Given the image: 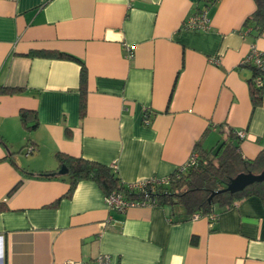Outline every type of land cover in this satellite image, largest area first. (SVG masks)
Masks as SVG:
<instances>
[{"label":"crops","instance_id":"0c3cea01","mask_svg":"<svg viewBox=\"0 0 264 264\" xmlns=\"http://www.w3.org/2000/svg\"><path fill=\"white\" fill-rule=\"evenodd\" d=\"M255 9L254 0H0V88L19 89L0 92V264H94L101 254L109 264H264L258 196L216 208L214 220L157 204L119 212L92 179L67 196L55 156L115 164L132 183L169 177L197 143L210 149L244 130L239 150L256 158L264 99L253 106L244 63L252 46L264 51V33L244 26ZM203 12L206 30L186 25ZM21 110L33 112L27 126Z\"/></svg>","mask_w":264,"mask_h":264},{"label":"trees","instance_id":"16d2710c","mask_svg":"<svg viewBox=\"0 0 264 264\" xmlns=\"http://www.w3.org/2000/svg\"><path fill=\"white\" fill-rule=\"evenodd\" d=\"M213 3L216 0H207ZM256 4L255 11L246 18L245 27H252L255 36L264 33V0H254ZM52 55L60 58H74L71 55L62 52H54ZM253 75L261 72L252 66ZM85 81L86 69L81 65L80 71V89L81 113L85 109ZM251 100L253 106L262 104L264 99V87H257L249 80ZM16 87L0 88V92L12 93L18 91ZM31 111L21 110L20 120L27 126V117ZM35 114V113H34ZM37 123V122H36ZM36 123L32 126L35 127ZM240 137L234 130H229L224 138H221L217 144L210 149H202L200 144H196L197 158L195 163L186 168L176 169L169 175V182L166 184H148L144 191L137 188H130L128 183H123L117 175V170L111 165H106L94 160L84 159L82 157H72L62 153H56L59 166L67 168L66 178L69 181V196L76 184L83 179L94 180L108 195L112 191H117L127 200L144 199V193L149 192L153 198L151 205L162 206H180L187 217H193L196 213L210 216L217 214L216 208L228 209L233 206L236 199L251 195L258 196L264 201V181L254 182L246 186L243 190L230 192L223 190L231 178L241 172L258 173L264 169V151L254 159H246L239 150ZM17 186V185H16ZM15 186V187H16ZM152 189V190H151ZM212 195L213 191H218Z\"/></svg>","mask_w":264,"mask_h":264},{"label":"built area","instance_id":"2783aa9c","mask_svg":"<svg viewBox=\"0 0 264 264\" xmlns=\"http://www.w3.org/2000/svg\"><path fill=\"white\" fill-rule=\"evenodd\" d=\"M186 25L190 28L206 30L209 27V19L207 18L206 13L203 12L200 15H192L191 17H189L188 20L186 21ZM244 63L253 65L261 72L260 74L253 75L252 81L257 87H264V51H260L252 46V49L249 55L245 58ZM234 131L236 135H238V137L240 138H243L245 136L244 130H234ZM32 150L33 147L28 146L25 150L26 155L32 152ZM196 158H197V153H193L189 161L182 168L184 169L187 166L194 164ZM111 166L116 169L115 164H112ZM168 182H169V177L151 178L142 181L128 183V186L130 188H137L144 191L148 184H152V186H154L155 184H166ZM144 196H145L144 199L132 201L125 199L120 192L112 191L105 196V201L110 209L123 212L129 207L149 205L153 201V198L150 196L149 192H145ZM199 216H201V214L196 213L193 216V218H197ZM208 217L211 220H214L216 219L217 214H211ZM109 258H110L109 255L101 254L96 257L94 264H109ZM63 264H82V263L73 260H66Z\"/></svg>","mask_w":264,"mask_h":264},{"label":"water","instance_id":"95a60500","mask_svg":"<svg viewBox=\"0 0 264 264\" xmlns=\"http://www.w3.org/2000/svg\"><path fill=\"white\" fill-rule=\"evenodd\" d=\"M66 172H67V168L65 166H61L60 169L57 171V173L59 174H65ZM261 181H264V169H262L258 173L241 172L238 173L235 177L231 178L223 190H228L233 193L243 190L246 186L254 182H261ZM219 191L220 190L213 191L210 198L212 197L213 194Z\"/></svg>","mask_w":264,"mask_h":264}]
</instances>
